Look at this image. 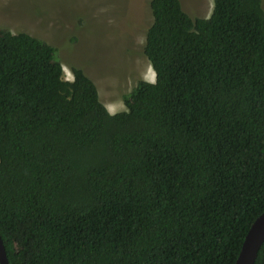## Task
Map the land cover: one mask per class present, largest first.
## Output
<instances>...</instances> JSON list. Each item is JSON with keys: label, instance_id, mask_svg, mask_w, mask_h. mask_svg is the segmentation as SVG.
<instances>
[{"label": "trees", "instance_id": "obj_1", "mask_svg": "<svg viewBox=\"0 0 264 264\" xmlns=\"http://www.w3.org/2000/svg\"><path fill=\"white\" fill-rule=\"evenodd\" d=\"M140 80L111 113L56 49L0 29L9 264H233L264 210V4L150 0ZM254 264H264V241Z\"/></svg>", "mask_w": 264, "mask_h": 264}, {"label": "rangeland", "instance_id": "obj_2", "mask_svg": "<svg viewBox=\"0 0 264 264\" xmlns=\"http://www.w3.org/2000/svg\"><path fill=\"white\" fill-rule=\"evenodd\" d=\"M150 0H0V29L26 32L53 45L70 80L80 67L109 112L154 72L143 52L152 22ZM192 18L207 17L213 0H180ZM264 4V0H263Z\"/></svg>", "mask_w": 264, "mask_h": 264}, {"label": "water", "instance_id": "obj_3", "mask_svg": "<svg viewBox=\"0 0 264 264\" xmlns=\"http://www.w3.org/2000/svg\"><path fill=\"white\" fill-rule=\"evenodd\" d=\"M264 241V210L250 224L233 264H254L257 252ZM0 264H9L0 237Z\"/></svg>", "mask_w": 264, "mask_h": 264}]
</instances>
